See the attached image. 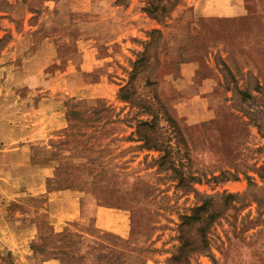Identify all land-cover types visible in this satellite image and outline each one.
Returning <instances> with one entry per match:
<instances>
[{
    "label": "rangeland",
    "instance_id": "rangeland-1",
    "mask_svg": "<svg viewBox=\"0 0 264 264\" xmlns=\"http://www.w3.org/2000/svg\"><path fill=\"white\" fill-rule=\"evenodd\" d=\"M192 2L0 0V264H264V19Z\"/></svg>",
    "mask_w": 264,
    "mask_h": 264
},
{
    "label": "crops",
    "instance_id": "crops-1",
    "mask_svg": "<svg viewBox=\"0 0 264 264\" xmlns=\"http://www.w3.org/2000/svg\"><path fill=\"white\" fill-rule=\"evenodd\" d=\"M192 1H193L192 4L195 6V8H199L203 11H210L212 15L221 16V17L244 16L245 19H249L251 14L255 15V13H257L256 12V10H257L262 15V17L264 19V7H262L260 5H258V6L254 5L249 0H201L200 3L195 2V0H192ZM209 13H207V14H209ZM239 20L241 21L242 18H240ZM24 120H30V122L33 121V119L30 117V114H27V113H26V117L24 118ZM5 121L8 122V120H5ZM4 130H5L4 134H6V133H8L9 130H13V128H11L9 125H5ZM15 149H20V147L15 148ZM23 149H24V147H23ZM44 191H46V189L43 187V180H42V182L40 181V193L42 194V193H44ZM61 192H63V191H60L58 193L61 194ZM54 199L56 200V198H54ZM54 199H50L49 202H52ZM65 214L66 215L63 218H66L67 220H75L76 219V214H69L68 212ZM96 215H97V212H96L95 216ZM57 218H60V217L58 216ZM97 220L102 223L101 218H98ZM101 225L103 228L109 229L108 226L103 225V224H101ZM120 227H121V229H120L121 231H119V233L121 235H124V231H122L123 230V224H121Z\"/></svg>",
    "mask_w": 264,
    "mask_h": 264
}]
</instances>
